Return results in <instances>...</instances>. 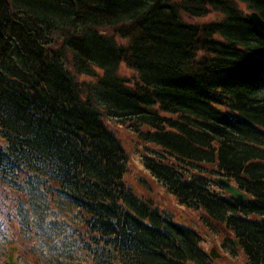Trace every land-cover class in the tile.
Returning a JSON list of instances; mask_svg holds the SVG:
<instances>
[{
  "label": "trees",
  "instance_id": "1",
  "mask_svg": "<svg viewBox=\"0 0 264 264\" xmlns=\"http://www.w3.org/2000/svg\"><path fill=\"white\" fill-rule=\"evenodd\" d=\"M250 10L264 19V0H0L1 182L32 210L72 205L82 249L111 264H213L191 222L127 183L113 120L154 146L143 165L178 204L264 264V31Z\"/></svg>",
  "mask_w": 264,
  "mask_h": 264
},
{
  "label": "rangeland",
  "instance_id": "2",
  "mask_svg": "<svg viewBox=\"0 0 264 264\" xmlns=\"http://www.w3.org/2000/svg\"><path fill=\"white\" fill-rule=\"evenodd\" d=\"M217 14L212 12L211 18ZM218 16V15H217ZM210 18V19H211ZM82 75L79 79H84ZM110 125L116 130L125 147L127 155V173L125 179L134 189L149 199H152L158 209L174 219L191 222L202 238V245L206 251L215 246L221 253L218 264H244L241 251L229 244L222 245L226 230L222 226L210 223L206 226L201 219L200 210L189 209L176 202L170 193L154 180L143 165V155L150 154L154 146L143 145L131 132L123 126L110 120ZM38 189L36 190V192ZM9 204L7 218L8 229L0 231V264H5L11 256L17 264H111L114 257H108L104 252L92 253L82 249L84 243L77 240V225L79 219L76 209L72 205L60 204V200L53 199L55 206H49L40 199H35V204L42 202L47 209L29 207L26 196L14 188L3 184L0 180V206L3 201ZM91 243V242H90ZM85 252V253H84ZM122 257L118 261L121 262Z\"/></svg>",
  "mask_w": 264,
  "mask_h": 264
},
{
  "label": "water",
  "instance_id": "3",
  "mask_svg": "<svg viewBox=\"0 0 264 264\" xmlns=\"http://www.w3.org/2000/svg\"><path fill=\"white\" fill-rule=\"evenodd\" d=\"M244 15L250 22H252L259 29L264 31V19L260 16V14L257 11H255V10L245 11ZM214 181L218 185L222 186V188L227 193H229L231 196H233L235 199H237V200H246V199H248L247 194H245L244 192L240 191L237 187H235L233 184L228 182L223 177H216L214 179ZM208 254H209V256L212 259H217V258L221 257V255L217 252V250L215 248H211L209 250ZM5 264H12L11 256H9V258L7 259ZM237 264H240V263H237Z\"/></svg>",
  "mask_w": 264,
  "mask_h": 264
},
{
  "label": "clouds",
  "instance_id": "4",
  "mask_svg": "<svg viewBox=\"0 0 264 264\" xmlns=\"http://www.w3.org/2000/svg\"><path fill=\"white\" fill-rule=\"evenodd\" d=\"M9 204L8 200L3 201V206H0V231H6L8 229V218H7V211L8 208L6 207Z\"/></svg>",
  "mask_w": 264,
  "mask_h": 264
}]
</instances>
